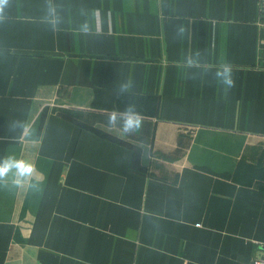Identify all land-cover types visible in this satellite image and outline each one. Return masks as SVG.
I'll return each mask as SVG.
<instances>
[{
  "label": "crops",
  "instance_id": "0c3cea01",
  "mask_svg": "<svg viewBox=\"0 0 264 264\" xmlns=\"http://www.w3.org/2000/svg\"><path fill=\"white\" fill-rule=\"evenodd\" d=\"M224 64L228 90L215 76ZM49 100L70 117L44 112ZM128 103L143 124L123 136L106 118ZM80 109L92 125L69 121ZM185 115L193 138L150 121ZM5 156L35 174L0 186V264H252L264 256L258 0H7Z\"/></svg>",
  "mask_w": 264,
  "mask_h": 264
},
{
  "label": "clouds",
  "instance_id": "9594fccd",
  "mask_svg": "<svg viewBox=\"0 0 264 264\" xmlns=\"http://www.w3.org/2000/svg\"><path fill=\"white\" fill-rule=\"evenodd\" d=\"M7 0H0V7L6 4ZM219 83L226 89L234 87L232 69L228 64L218 68L215 73ZM133 83L128 80L119 85L118 95L130 93ZM107 127L118 130L123 136H131L138 133L142 128V117L137 111L134 103H128L123 110H113L108 113L106 118ZM35 174V166L28 160L20 159L15 156H5L0 159V186L8 187L7 182L15 188H23L26 182H30Z\"/></svg>",
  "mask_w": 264,
  "mask_h": 264
},
{
  "label": "rangeland",
  "instance_id": "374dc122",
  "mask_svg": "<svg viewBox=\"0 0 264 264\" xmlns=\"http://www.w3.org/2000/svg\"><path fill=\"white\" fill-rule=\"evenodd\" d=\"M258 7H259L260 14H263L264 12H263V9L261 8V4H260L259 0H258ZM67 107H66V104L56 103L53 100H49L48 105L44 107V112L46 110L51 109L50 111L56 113L58 116L61 117V115H62V118H68L70 116L67 117L66 115L62 114V112L66 111V110H69V109H67ZM84 115L87 118H89L88 120L90 121V125H92V123H91L92 121L90 120V118L92 117V115H90V114L82 111V109L75 111V113L73 112V115L72 116H73V120L74 121H71V120H69V121L72 122L73 124L80 123L79 125L81 127H87L85 123H89V122H87V121L84 120V118H85ZM162 118L165 119V120H167L168 121L167 123H171V124L172 123H179L178 125H181V126L182 125H185L186 128H188L189 130L186 131V132H184V133H186L188 136H190L192 138L194 137V133H195V130L194 129L197 126H195L193 124V122H191L192 120H188L189 119V115H185V116H166V117H164V116H150V119H151L150 121H155L156 123L157 122H162L163 121ZM193 119H195L194 121L196 123L201 121L200 120L201 117H199V116H193ZM53 120L54 119L51 118V119L48 120V122H51ZM188 125H190V126H188ZM192 126H194V127H192ZM142 149L143 148H138V150H140V152H141ZM154 155L155 156L158 155L156 148H155V151H154Z\"/></svg>",
  "mask_w": 264,
  "mask_h": 264
},
{
  "label": "built area",
  "instance_id": "2783aa9c",
  "mask_svg": "<svg viewBox=\"0 0 264 264\" xmlns=\"http://www.w3.org/2000/svg\"><path fill=\"white\" fill-rule=\"evenodd\" d=\"M260 4H261V8L263 9L264 12V0H259ZM252 264H264V256H260V257H256Z\"/></svg>",
  "mask_w": 264,
  "mask_h": 264
}]
</instances>
